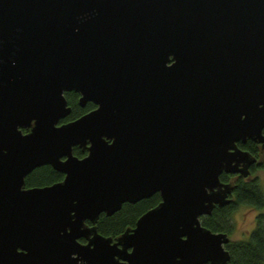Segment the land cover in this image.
Masks as SVG:
<instances>
[{
	"label": "water",
	"instance_id": "95a60500",
	"mask_svg": "<svg viewBox=\"0 0 264 264\" xmlns=\"http://www.w3.org/2000/svg\"><path fill=\"white\" fill-rule=\"evenodd\" d=\"M67 91L96 108L59 123ZM263 129L264 0H0V264H227L200 216L231 200L220 173L251 174L239 141L264 149ZM41 164L63 180L25 188Z\"/></svg>",
	"mask_w": 264,
	"mask_h": 264
},
{
	"label": "trees",
	"instance_id": "16d2710c",
	"mask_svg": "<svg viewBox=\"0 0 264 264\" xmlns=\"http://www.w3.org/2000/svg\"><path fill=\"white\" fill-rule=\"evenodd\" d=\"M78 94L74 91L65 92V97L68 98V104L72 108V112L68 114L65 119L76 117L80 112H87L94 107V104L89 101L85 108L81 107L77 102ZM264 130V129H263ZM242 149L253 153L257 159V164L251 166L252 172L264 167V149L259 147L258 143L252 141L251 138L247 139L246 143L239 141ZM79 151L75 150L77 154ZM222 182H231L233 184L231 200L226 205H221L213 209L209 215L201 216L203 226L213 229L215 232L224 231L229 237L234 230L233 222H231V215L233 210L238 206L256 205L262 207L264 204V182L261 183L258 176L247 179L242 174L240 178L232 179V174L220 173ZM57 173L48 165L39 166L34 169L28 178L27 184H39L55 178ZM232 176V177H231ZM232 179V180H231ZM159 193L146 197V199L138 200L132 204L125 202L119 210L111 215H102L99 218L98 231L109 237H114L122 234L123 231L129 226L132 227L136 224V219L139 214H142L149 207L155 206L160 202ZM253 230L250 231L248 237L240 240L231 239L225 245L229 250L230 260L227 264H264V211L259 212L255 219ZM211 264V263H203Z\"/></svg>",
	"mask_w": 264,
	"mask_h": 264
},
{
	"label": "flooded vegetation",
	"instance_id": "af4514ba",
	"mask_svg": "<svg viewBox=\"0 0 264 264\" xmlns=\"http://www.w3.org/2000/svg\"><path fill=\"white\" fill-rule=\"evenodd\" d=\"M75 93H77V92H75ZM78 94V96L77 97H79V92L77 93ZM78 101H79V98H78ZM92 102V101H91ZM81 107H83V108H85V105L88 103H86V104H84V105H81L79 102H77ZM93 103V102H92ZM94 104V103H93ZM96 108V105L94 104V107L93 108H91V109H89V111L90 110H93V109H95ZM89 111H87V112H89ZM72 112V111H71ZM87 112H80L79 113V115H77L76 117H74V119H72V118H68V119H65L66 117H64L63 119H60V121H59V123H68L69 121H73V120H75V119H77L80 115H83V114H85V113H87ZM70 113V112H69ZM68 113V114H69ZM258 145H260L259 147H263L262 146V144L260 143H258ZM73 150H74V153H75V150H78L79 152L76 154H74V155H76L77 157H79V158H81L82 156H86L87 154H88V149H86L85 147H83V146H74L73 147ZM255 164H257V162L256 163H254V164H252L253 166L255 165ZM42 165V164H41ZM41 165H39V166H41ZM45 165H48L49 166V168L51 167L52 169H53V171H55L56 173H57V176L55 177V178H50V180L49 181H47V182H44V183H40V185L39 184H27V181H26V178H28L29 177V175L31 174V172L34 170V169H36V168H38V167H36V168H34L33 170L31 169L30 171H29V174L26 176V178H24V184H25V188H30L31 186H33V187H40V186H50L51 184H56V183H60L62 180H63V178H64V176H65V174H64V172H62V171H57V170H55L54 168H53V165L52 164H45ZM251 165V166H252ZM42 166H44V165H42ZM251 166L249 167V171H250V175L248 176V177H246L247 179H251V177H255L256 176V172H257V170L256 171H254V172H252V169H251ZM223 173H225V172H223ZM226 174H228V175H230V174H232V172H229V173H226ZM240 175H241V173L240 174H238V173H236V174H232V176H233V180L234 179H237V178H240ZM231 176V177H232ZM231 179V180H232ZM159 193V191H156V193ZM155 193H153L152 195H154ZM233 193H232V190H231V192H230V194H229V197L231 198V196H233L232 195ZM151 195V196H152ZM160 196V195H159ZM148 197V196H147ZM150 197V196H149ZM143 199H146V198H143ZM142 199V200H143ZM161 200H162V198H160ZM138 201V200H137ZM136 201V202H137ZM126 202H129V201H126ZM135 202V203H136ZM161 202V201H160ZM130 203V202H129ZM125 204V203H124ZM123 204V205H124ZM132 204H134V203H132ZM157 205V204H156ZM155 205V206H156ZM122 206V205H121ZM155 206H153V207H155ZM153 207H148L147 209H151V208H153ZM121 208V207H120ZM147 209H146V211L145 212H147ZM118 210V209H117ZM115 212H116V210H115ZM145 212H143L142 214H144ZM108 215V213L107 212H102L101 214H100V216H102V215ZM114 214V213H113ZM113 214H111V215H113ZM142 214H139V216H141ZM111 215H108V216H111ZM203 215V214H202ZM201 215V216H202ZM100 216H98V218L96 219V221H95V224L97 225V227H96V229H97V231H98V222H99V218H100ZM200 216V217H201ZM203 216H205V215H203ZM137 218H138V216H137ZM137 220V219H136ZM85 221V223H87L90 227L91 226H93L94 224L93 223H91V221L89 220V219H85L84 220ZM137 222V221H136ZM136 225V224H135ZM134 225V226H135ZM134 226H132V227H129L128 226V228L129 229H131V228H133ZM127 229V228H126ZM125 229V230H126ZM124 230V231H125ZM98 233H100L99 231H98ZM101 234H103V233H101ZM104 235V234H103ZM121 235V234H120ZM106 236V235H105ZM117 236H119V234L118 235H116V236H114V237H112V239H113V241L114 240H116V238H117ZM87 236H83V237H81V238H78V240H79V242H81V243H85L86 241H87ZM203 264V263H202Z\"/></svg>",
	"mask_w": 264,
	"mask_h": 264
},
{
	"label": "rangeland",
	"instance_id": "374dc122",
	"mask_svg": "<svg viewBox=\"0 0 264 264\" xmlns=\"http://www.w3.org/2000/svg\"><path fill=\"white\" fill-rule=\"evenodd\" d=\"M256 175L258 176L261 183L264 182V167L257 170ZM264 204V203H263ZM264 211V205L262 207H256V205H240L236 210H233L231 222H233L234 230L230 238L240 240L248 237V234L255 227V219L259 212Z\"/></svg>",
	"mask_w": 264,
	"mask_h": 264
}]
</instances>
